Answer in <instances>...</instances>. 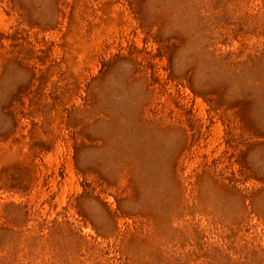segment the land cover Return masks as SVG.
I'll return each instance as SVG.
<instances>
[{
    "label": "rangeland",
    "instance_id": "374dc122",
    "mask_svg": "<svg viewBox=\"0 0 264 264\" xmlns=\"http://www.w3.org/2000/svg\"><path fill=\"white\" fill-rule=\"evenodd\" d=\"M0 264H264V0H0Z\"/></svg>",
    "mask_w": 264,
    "mask_h": 264
}]
</instances>
